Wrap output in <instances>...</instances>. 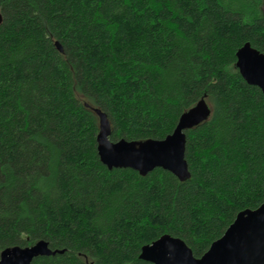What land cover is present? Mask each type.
I'll return each mask as SVG.
<instances>
[{
  "label": "trees",
  "instance_id": "obj_1",
  "mask_svg": "<svg viewBox=\"0 0 264 264\" xmlns=\"http://www.w3.org/2000/svg\"><path fill=\"white\" fill-rule=\"evenodd\" d=\"M0 256L44 240L32 264H153L164 235L201 258L239 213L264 203V93L237 52L264 53V0H0ZM63 48L60 52L56 46ZM186 131L191 177L109 170L111 141Z\"/></svg>",
  "mask_w": 264,
  "mask_h": 264
},
{
  "label": "water",
  "instance_id": "obj_2",
  "mask_svg": "<svg viewBox=\"0 0 264 264\" xmlns=\"http://www.w3.org/2000/svg\"><path fill=\"white\" fill-rule=\"evenodd\" d=\"M3 16L0 12V24ZM60 52L63 48L59 42ZM238 68L243 79L264 93V53L245 44L237 52ZM99 118L97 149L100 160L109 170L132 169L146 177L157 168L172 173L181 182L190 179L186 160V131L209 121L212 108L202 98L182 114L174 132L163 140L113 142L111 122L105 112L93 108ZM49 244L41 240L28 247H11L0 256V264H32L38 257L54 256ZM140 258L153 264H264V203L256 210H245L237 216L225 234L210 249L196 258L181 239L164 235L142 248Z\"/></svg>",
  "mask_w": 264,
  "mask_h": 264
}]
</instances>
